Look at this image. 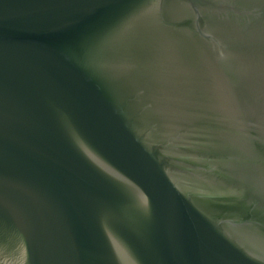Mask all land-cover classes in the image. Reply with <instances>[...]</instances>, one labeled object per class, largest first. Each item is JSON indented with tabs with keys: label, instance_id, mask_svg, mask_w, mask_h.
Masks as SVG:
<instances>
[{
	"label": "water",
	"instance_id": "water-1",
	"mask_svg": "<svg viewBox=\"0 0 264 264\" xmlns=\"http://www.w3.org/2000/svg\"><path fill=\"white\" fill-rule=\"evenodd\" d=\"M0 264H264V0H0Z\"/></svg>",
	"mask_w": 264,
	"mask_h": 264
}]
</instances>
